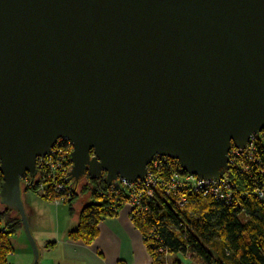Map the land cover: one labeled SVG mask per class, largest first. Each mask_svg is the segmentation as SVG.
<instances>
[{
	"label": "water",
	"instance_id": "water-1",
	"mask_svg": "<svg viewBox=\"0 0 264 264\" xmlns=\"http://www.w3.org/2000/svg\"><path fill=\"white\" fill-rule=\"evenodd\" d=\"M264 130V0H0L2 204L60 140L75 182L144 181L156 156L220 180Z\"/></svg>",
	"mask_w": 264,
	"mask_h": 264
},
{
	"label": "trees",
	"instance_id": "trees-1",
	"mask_svg": "<svg viewBox=\"0 0 264 264\" xmlns=\"http://www.w3.org/2000/svg\"><path fill=\"white\" fill-rule=\"evenodd\" d=\"M67 151L62 155L63 165H69L71 157ZM231 159L234 162L224 177L230 180L232 188L225 199L188 190V202L181 207L172 196L156 188L155 196L147 201L142 215L133 217L144 236L156 242V248H150L155 251L150 250L152 264H180L170 263L171 255L197 259L203 264H264V197L260 193H264V131L251 149L242 156L232 155ZM57 172L63 177L66 168L61 166ZM53 173L49 169H39L38 184L46 189L43 184L52 182L50 176ZM104 178L105 174L99 180L90 178L82 191L75 188L73 193L81 195L91 191L97 196L100 190L108 192L110 188ZM2 184L0 172V190ZM111 195L119 203L110 200L106 194L100 195L103 201H93L81 211L79 227L70 233V238L85 243L97 238L100 221L117 216L123 209L121 206L114 211V206L123 204V200H117L114 192ZM8 214L7 211L0 212V264H8L12 249L9 238L15 234L13 231L2 232L1 221L12 223Z\"/></svg>",
	"mask_w": 264,
	"mask_h": 264
},
{
	"label": "rangeland",
	"instance_id": "rangeland-1",
	"mask_svg": "<svg viewBox=\"0 0 264 264\" xmlns=\"http://www.w3.org/2000/svg\"><path fill=\"white\" fill-rule=\"evenodd\" d=\"M47 164H48L47 166L42 167V170L44 171V170L49 169V171L54 172V173H53V175L50 176L52 182L43 184V185H46V189L45 188L43 189L42 185L35 184V183L28 185L27 184L28 181H25L24 179H22L23 203H24L25 210H26V213L28 216L30 229H31V232L34 236V239L37 242V245H38V241L35 238V229L39 228L42 230V227L45 226V227H50V228L54 227L52 230H54L56 232H57V229H61L64 232V229H66L69 226L71 221L75 220L74 218H76V215L79 214V211L81 212V210L84 207H86L87 205H89L91 203H94V202L99 203V202L103 201V198H101L99 196L100 195L102 196L103 194H107L110 191V189L108 192H104L103 190H100L97 193V196L93 195L91 191H84L83 193H81V195H76L75 193H73V191L72 192L70 191L69 185L65 182V180L60 175V173L57 172V169L59 167L63 166L62 154H60V153L57 154L52 159H50ZM36 178H37V176L32 178V180H35ZM69 183H70V181H69ZM85 183H86V181H82L79 183V185L77 187L78 192L82 191V189L85 187ZM88 183H89V181H88ZM25 184H26V187H25ZM24 187H25V189H24ZM0 192H1V190H0ZM133 194L134 193H132V192L129 193V195L131 197L133 196ZM114 195H117V194L114 193ZM134 195H136V194H134ZM76 196L78 197V199L76 198ZM146 196H148V197H145V198H144V196L142 197V201H143L144 205H146L147 201L150 199L149 195H146ZM131 197L129 199L128 198L127 199H120V200H123V204H119V205H117V207L114 206V211H118V209H120L121 206L123 208L129 207L130 208V217L134 221L132 216L135 214V209L133 207H134V204H135V201L137 200V198L136 197L131 198ZM109 198H110V200H113L115 202V197L112 198V195L111 196L109 195ZM179 198H181V196L178 197V199ZM173 200L177 201L176 198H173ZM1 201H2V199L0 197V212L7 211L9 213L8 216L10 218V221L12 222V223H7L6 221H1L2 232L4 233V232L13 231L15 233L13 237L9 238L10 247H12V249H10V254L8 256V259H9L8 264H34V261H35L34 251H33L32 245L28 239L24 225H22L23 221H22V218H21L19 212H16L15 209L14 210H8L7 208H11V207H7V206L3 205ZM117 203H119V202H117ZM31 207L33 209L38 208L39 210H43L44 212L43 213H40L38 211L32 212ZM69 208H70V210H69ZM30 210H31V212H30ZM39 214H43V215H39ZM30 217L31 218L33 217V219H34L33 220L34 227L31 226ZM243 220H245V218H243ZM79 223H80V221H79ZM79 223L75 229H77L79 227ZM8 224H11V225L8 226ZM13 224H14V227L11 228ZM75 229L73 228V230H71V232L74 231ZM141 232L143 234V231H141ZM148 232H150V231H148ZM69 236H70V234H69ZM59 237L60 236H57L55 234L54 236L47 237V238H48V240L50 239V241H55V240L57 241L59 239ZM143 237H144V242L147 246L149 255L151 256V253L155 252V251H154V249H150V248H156V242L152 238L147 239L144 236V234H143ZM77 240H81V239H77ZM39 244L40 245H38V248H39V254H40V247L43 248V246H42L43 241L40 240ZM50 246H55V244H48L47 247H50ZM150 250H152V252ZM42 252H43V249H42ZM171 256H173L171 259H174V258H176L175 256H178V255H171ZM40 259H41V261H40ZM180 262L183 264H192L191 261L187 262V261L183 260ZM194 262L196 264H203L200 262V260H197V259H195ZM43 263H44V255L39 256L38 264H43Z\"/></svg>",
	"mask_w": 264,
	"mask_h": 264
},
{
	"label": "crops",
	"instance_id": "crops-1",
	"mask_svg": "<svg viewBox=\"0 0 264 264\" xmlns=\"http://www.w3.org/2000/svg\"><path fill=\"white\" fill-rule=\"evenodd\" d=\"M34 209L31 207L32 212H44L38 208ZM80 213L79 211L64 232L61 229H57L56 232L52 230L54 227L45 226L42 230L35 229L38 245L40 240L43 241V248L40 247V256L44 255L43 264H152V257L149 255L143 234L130 217L129 207H124L117 216L102 219L98 225V236L91 243L74 240L69 236L71 230L78 226ZM33 220V217H30L31 226L34 227ZM55 234L60 236L57 241L48 240L47 237ZM48 244L55 246L47 247ZM171 258L170 263L183 264L180 261L185 260L196 264L195 259L179 256Z\"/></svg>",
	"mask_w": 264,
	"mask_h": 264
},
{
	"label": "built area",
	"instance_id": "built-area-1",
	"mask_svg": "<svg viewBox=\"0 0 264 264\" xmlns=\"http://www.w3.org/2000/svg\"><path fill=\"white\" fill-rule=\"evenodd\" d=\"M261 134H256L251 137V140L248 144L247 149L244 150H238L235 148V150L231 151L230 153V167L234 161H232V155L233 156H242L243 152L251 149L257 139L258 136ZM64 142L65 144H63ZM70 154L73 151V145L70 141L67 140H60L58 144L55 146V148L52 151V154L48 157L41 158L37 162V171L39 172V169H41L44 166H47L48 161L52 159L57 154ZM51 157V158H50ZM171 161V163L169 162ZM178 164H177V163ZM69 165H63L66 168V172L63 173V179L65 182L69 185L70 191H74L73 183L71 181L70 172L72 170L73 164L71 161V158L69 160ZM176 165V166H175ZM179 162L166 158V157H160L157 156L148 171V174L144 181H138L136 183H129L123 180H118L120 186H112L110 188V191L106 194L107 196L111 195V192L116 193V199H129L131 196L129 195L130 192L136 194L131 198H137L134 204L135 215H142L143 209L146 208L143 204L142 197H148L146 195H149V198H152L155 196V189H161L164 190L167 196H172V198H176L179 202V205L181 207H184L187 201L186 191L191 190L193 192L199 193V194H206L213 196L219 200L225 199L227 195H229L232 188V183L230 180L226 179V177H223L220 180H201L200 178L187 174L184 169L179 166ZM164 174V175H163ZM25 181H28L27 184L31 185L33 183L38 184L39 178L37 177L35 180H32L31 177L26 176L23 178ZM70 181V183H69ZM26 187V184H25ZM24 187V189H25ZM44 189V186H42ZM118 188V189H117ZM115 190L119 191L118 193L115 192ZM261 197H264V193L261 191ZM178 199V197H180Z\"/></svg>",
	"mask_w": 264,
	"mask_h": 264
},
{
	"label": "flooded vegetation",
	"instance_id": "flooded-vegetation-1",
	"mask_svg": "<svg viewBox=\"0 0 264 264\" xmlns=\"http://www.w3.org/2000/svg\"><path fill=\"white\" fill-rule=\"evenodd\" d=\"M70 177H71V176H70ZM89 179H90V177H89V176H86V177H84L81 181H79V182H75L74 179L71 177V181H72V183H73V187H74V188H75V187L77 188L78 185H79V183L82 182V181H86V183L88 184ZM86 183H85V186L87 185ZM108 188H111V187H108ZM77 191H78V190H77Z\"/></svg>",
	"mask_w": 264,
	"mask_h": 264
},
{
	"label": "bare ground",
	"instance_id": "bare-ground-1",
	"mask_svg": "<svg viewBox=\"0 0 264 264\" xmlns=\"http://www.w3.org/2000/svg\"><path fill=\"white\" fill-rule=\"evenodd\" d=\"M263 131H264V130H263ZM263 131H262V132H263ZM262 132H261V133H262ZM261 133H259V134H261ZM62 143L65 144L64 142H62ZM73 150H74V149H73ZM72 152H73V151H72ZM72 152H71V153H72ZM70 157H71V156H70ZM156 157H157V156H156ZM156 157H155V158H156ZM155 158H154V159H155ZM154 159H153V160H154ZM169 159H170V158H169ZM172 160H173V159H172ZM175 161H177V160H175ZM152 162H153V161H152ZM169 162L171 163V161H169ZM178 162H179V161H178ZM151 164H152V163H151ZM151 164H150L149 167H148V171H149V168H150ZM179 164H180V162H179ZM180 166H181V164H180ZM181 167H182V166H181ZM184 171H185V170H184ZM185 172H186V171H185ZM186 173H187V172H186ZM187 174H189V173H187ZM193 176H194V175H193ZM196 177H198V176H196ZM198 178H199V177H198Z\"/></svg>",
	"mask_w": 264,
	"mask_h": 264
}]
</instances>
